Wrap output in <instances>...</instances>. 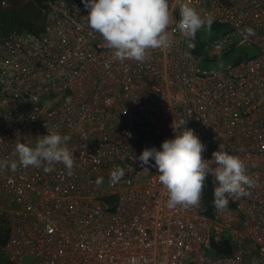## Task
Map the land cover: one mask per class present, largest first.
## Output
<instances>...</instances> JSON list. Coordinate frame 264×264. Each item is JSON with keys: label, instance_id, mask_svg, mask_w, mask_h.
Listing matches in <instances>:
<instances>
[{"label": "built area", "instance_id": "1", "mask_svg": "<svg viewBox=\"0 0 264 264\" xmlns=\"http://www.w3.org/2000/svg\"><path fill=\"white\" fill-rule=\"evenodd\" d=\"M185 3L212 18L207 38L196 36L206 27L180 30ZM169 12V43L141 62L115 58L81 0H46L37 34L0 33V160L15 158L17 135L34 143L47 129L71 137L76 159L71 175L62 164L0 169L14 264H264V0H169ZM179 119L203 158L222 145L254 181L213 217L202 207L213 175L199 207L170 209L157 169L138 160ZM116 167L125 175L113 184Z\"/></svg>", "mask_w": 264, "mask_h": 264}, {"label": "clouds", "instance_id": "2", "mask_svg": "<svg viewBox=\"0 0 264 264\" xmlns=\"http://www.w3.org/2000/svg\"><path fill=\"white\" fill-rule=\"evenodd\" d=\"M87 10L86 23L91 30L99 33L106 45L113 50L117 60L145 59L149 49L166 46L169 43L168 27L171 22L169 0H81ZM179 28L186 36L194 37L201 28L211 29L212 18H202L189 4L180 9ZM252 35V29H247ZM70 102V101H69ZM186 119H179L171 127L174 136L165 139L160 147L145 148L138 160L144 170L157 169V178L167 192V207H199L205 182L209 175L214 176L216 187L213 203L223 211L230 197H242L254 181L246 172L243 161L227 152L222 145L213 151L211 159L203 158L207 150L194 130L185 127ZM19 134V133H17ZM71 137L58 131H49L37 136L34 143L21 142L20 134L14 140L11 161L0 160V169L10 168L15 172L19 165L43 167L51 172L55 164H62L71 175L75 164L73 152L67 146ZM154 161V164L151 162ZM125 170L114 168L109 175L116 184L124 177Z\"/></svg>", "mask_w": 264, "mask_h": 264}, {"label": "trees", "instance_id": "3", "mask_svg": "<svg viewBox=\"0 0 264 264\" xmlns=\"http://www.w3.org/2000/svg\"><path fill=\"white\" fill-rule=\"evenodd\" d=\"M30 4H34L37 6V11H26L24 8H11L6 12H2L0 6V20L2 23L8 22L10 26H8V30H6L4 25H1L0 33H6L10 30H17V31H24L29 33H38L42 26V8L45 6L46 0H26ZM10 2L13 5L20 2V0H0L1 3ZM38 7H41V10H38ZM32 16H35L36 21L32 19ZM235 54L234 51L222 55L218 58L221 60L223 57L229 56L232 60H235L233 55ZM217 61V60H216ZM207 63V61H206ZM208 184L204 191V197L202 201V207L204 208V213L209 216L213 217L215 213V206L213 203V191H214V182L210 179L207 180ZM9 234V225L5 217L0 215V264H14L10 261L7 251L5 250V245L8 239Z\"/></svg>", "mask_w": 264, "mask_h": 264}, {"label": "rangeland", "instance_id": "4", "mask_svg": "<svg viewBox=\"0 0 264 264\" xmlns=\"http://www.w3.org/2000/svg\"><path fill=\"white\" fill-rule=\"evenodd\" d=\"M1 10H2V12H6L7 10H9V9H11V8H14V9H17V8H24L26 11H37V6H35L33 3L32 4H30V3H28V1H26V0H20V2L19 3H17V4H15V5H13L12 3H10V2H4V3H1ZM38 10L40 11L41 10V7H38ZM32 19L34 20V21H36V18H35V16H32ZM1 25H4L5 26V28H6V30H8V26H10V24L8 23V22H4V23H2V21L0 20V28H2L1 27ZM209 34H210V30H205V31H200V32H197V34H196V36H197V38L200 40V39H204V38H207L208 36H209ZM241 51V49H238L237 51H235V53H238V52H240ZM247 51V53L250 55V54H252L253 52H254V50H251V49H247L246 50ZM232 62V59L229 57V56H227V57H223L221 60H218L217 59V61H212V62H207L206 64H205V66L206 67H216V68H221V67H223V66H225L226 64H228V63H231ZM26 261H29L28 259L26 260Z\"/></svg>", "mask_w": 264, "mask_h": 264}]
</instances>
